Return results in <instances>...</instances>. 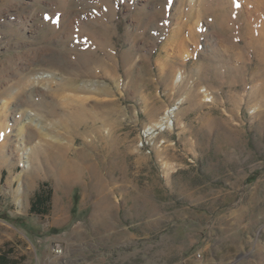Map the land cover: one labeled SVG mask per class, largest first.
I'll list each match as a JSON object with an SVG mask.
<instances>
[{
	"label": "rangeland",
	"instance_id": "obj_1",
	"mask_svg": "<svg viewBox=\"0 0 264 264\" xmlns=\"http://www.w3.org/2000/svg\"><path fill=\"white\" fill-rule=\"evenodd\" d=\"M209 4L0 0V92L31 70L51 80L27 88L55 104L46 116L35 98L19 126L35 115L44 140L89 156L84 177L59 186L45 144L0 135V253L16 264H264V27L228 60L233 41L200 15ZM48 192V213L32 214Z\"/></svg>",
	"mask_w": 264,
	"mask_h": 264
},
{
	"label": "bare ground",
	"instance_id": "obj_2",
	"mask_svg": "<svg viewBox=\"0 0 264 264\" xmlns=\"http://www.w3.org/2000/svg\"><path fill=\"white\" fill-rule=\"evenodd\" d=\"M209 1H210L209 5H204V8L202 7L203 13H201L200 15L208 20V24L214 25L215 32L221 38V40L224 41L226 39H230L233 41L232 44L233 49L226 54L227 59L231 60L232 56L240 53V51L244 50V48L249 47L250 43L246 41L245 35L249 31L251 32V30L252 33L254 32L253 27L257 25L256 22L259 23L258 24L259 27L261 28L264 27V23H263L264 5L263 6L261 5L256 10H249L242 7L228 6L229 3H226L224 7L217 9L214 7L213 4V2L215 1L214 0H209ZM192 5L193 3L190 2V6ZM254 12L257 15V20L254 23H252L250 17ZM182 24L183 23L181 22L180 23L181 26L179 28L183 26ZM179 33H180V29H177L173 32L170 40L171 43L175 42L178 39ZM244 40H245V45H242V42ZM226 51L227 50H225V52ZM259 52H261L260 55H264L262 54L263 52L261 50ZM40 80L48 81L49 83L50 82L49 80L51 79L49 75L47 76L34 75L32 77L30 70L24 73L21 77H19V79L16 82L12 84L11 87L16 88V90L13 89L11 90V88H7L5 89V91L0 92V94L1 93L5 94V99L3 101L4 110L0 112V120L3 118V120L5 121L12 114L14 116L13 120L15 122L13 126L5 125V123H2L3 130L0 131V135L1 134L5 135L7 132L9 134V132H11L12 130L17 131V134H20L22 133V131L25 130L26 142H33L39 139L37 140L39 141L38 144L40 145L45 144V147L43 149L45 152V158L47 159L48 162L53 163V170L51 169V171L53 172L52 176L54 177L56 183L59 186L62 185L71 186L74 185L75 183H78L84 177L85 170L86 168H88L87 166L89 165L87 163L88 162L87 159L89 160L88 153L81 149L80 150L76 149L75 153H71L69 149H67L62 145H59L57 143H51L50 141L44 140L45 138L43 132H41L36 125L32 124L35 115L31 116L30 120L26 122L24 126H19L20 122L23 120V116L25 113V111L22 109L23 106L26 104L32 105V100H34L35 98H38V102L40 103L41 108H46L45 111L46 116H53L56 113L55 104L53 102H47L42 99L43 98L42 94L44 92L36 93L35 89L27 88L31 85L33 86L34 84H37L36 83L37 81L41 82ZM107 89L108 88L104 87L105 91H107ZM18 101H20L19 106L16 105L17 107H14V109H12L13 107H11L10 105L13 102L17 103ZM174 110H175L174 108L172 110L171 109L168 110V112L166 113L167 119L164 118L165 120L160 121L157 126H162L163 124H169L164 122H169L168 118L172 116L171 113H173ZM36 115L43 116L41 113H37ZM42 141H44V143H42ZM6 143L7 141L3 140L1 146H6ZM35 148L37 149V151H39L37 144L35 145Z\"/></svg>",
	"mask_w": 264,
	"mask_h": 264
},
{
	"label": "trees",
	"instance_id": "obj_3",
	"mask_svg": "<svg viewBox=\"0 0 264 264\" xmlns=\"http://www.w3.org/2000/svg\"><path fill=\"white\" fill-rule=\"evenodd\" d=\"M51 200V193L37 194L31 204V213L46 215L48 213V205ZM17 262L7 257V254L0 253V264H16Z\"/></svg>",
	"mask_w": 264,
	"mask_h": 264
},
{
	"label": "built area",
	"instance_id": "obj_4",
	"mask_svg": "<svg viewBox=\"0 0 264 264\" xmlns=\"http://www.w3.org/2000/svg\"><path fill=\"white\" fill-rule=\"evenodd\" d=\"M169 125H170V123H169V124H163L162 126H157V127H158V129H159V128H161V129H165V128H167ZM157 127H156V128H155V127L152 128V129H154V133H157V132H158Z\"/></svg>",
	"mask_w": 264,
	"mask_h": 264
}]
</instances>
